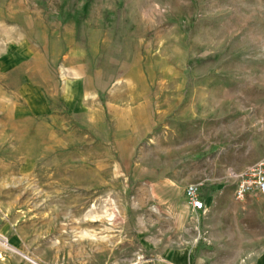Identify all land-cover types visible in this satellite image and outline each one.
<instances>
[{"label":"rangeland","instance_id":"rangeland-1","mask_svg":"<svg viewBox=\"0 0 264 264\" xmlns=\"http://www.w3.org/2000/svg\"><path fill=\"white\" fill-rule=\"evenodd\" d=\"M58 20L74 26L78 46L87 27L105 30L107 90L119 106L135 104L124 103L121 76L136 38L146 76L151 49L162 84L147 112L155 125L142 133L135 112L105 113L102 135L83 109L56 116L51 101L32 112L36 103L19 99L13 73L12 107L29 110L16 116L11 132L0 130V229L34 236L31 244L46 262L12 247L26 264L32 263L23 255L56 264L58 253L65 260L59 264H77L86 241L115 258L139 257L148 253L139 249V225L153 235L168 226L154 220L165 214L152 208L185 205L178 191L188 184L238 170L206 165L216 153L212 143L232 147L215 154L221 161L253 165L264 158V0H0V53L5 38L40 46ZM130 31L134 37L123 45ZM6 236L0 233V246Z\"/></svg>","mask_w":264,"mask_h":264},{"label":"crops","instance_id":"crops-1","mask_svg":"<svg viewBox=\"0 0 264 264\" xmlns=\"http://www.w3.org/2000/svg\"><path fill=\"white\" fill-rule=\"evenodd\" d=\"M57 23L58 28L55 26L40 46L27 37H21L18 41L5 38V47L0 53V80H4V84L0 82V116L5 121L0 119V130L3 129L5 134L11 132L16 116L27 114L29 110L27 107H12L14 73L20 85L19 99L36 103L32 112L45 111L51 101L56 102V116L83 109L88 125L96 127L99 134L104 135L108 132L105 113L133 111L136 113L133 119L138 121L142 133L150 132L155 124L147 120V112L152 108L151 103L154 106L156 104L158 85L162 86L158 83L155 68L151 67L155 63L150 62L151 49L144 56L149 69L146 76L145 72L142 74L141 68L140 39L136 38L137 49L132 51L125 64L127 70L121 76L128 85L125 87L124 103L135 104L131 108L119 106L115 103L119 102L117 98L107 90L111 82L106 81L104 65L105 30L98 32L92 26L87 27L83 32V46H78L75 41L79 36L74 26L61 20ZM110 35L113 36L111 40L114 47L118 43L115 29L109 30ZM131 36L130 31L123 45L131 43ZM118 81L115 80L114 84ZM165 81L162 79L160 82ZM212 144L210 148L220 155L232 149L229 145L220 146V142ZM157 146V143L153 144L152 148L157 149ZM216 153L207 159L206 165L237 166L238 170H229V177L225 179L216 173L203 175L204 186L199 183L203 210L195 211L186 205L183 188L178 192L185 205L152 208L156 214H165L164 218L155 217L154 220L164 219L168 222L166 228L155 227L153 235L147 234L148 230L142 228V224L139 225V249L147 254L142 257L115 258L118 256L104 253L99 248L103 245L94 248L92 242L86 241L85 258L77 264H237L239 261H242L241 264H264V194H250L243 202H237L234 198L236 181L231 177V173L241 172L251 166L252 161L241 164L231 160L221 161L220 156L215 157ZM10 230L11 227L5 226L0 229L1 234L7 235L4 238L10 244L7 243L6 247L1 243L0 264H17L18 261L26 264L19 255L13 253L14 249L22 253L30 252L37 260L46 262L44 257L36 254L31 244L34 236L23 233V228L16 229L14 233ZM35 238H38L37 235ZM64 261V257L56 254V264Z\"/></svg>","mask_w":264,"mask_h":264},{"label":"built area","instance_id":"built-area-1","mask_svg":"<svg viewBox=\"0 0 264 264\" xmlns=\"http://www.w3.org/2000/svg\"><path fill=\"white\" fill-rule=\"evenodd\" d=\"M231 177L236 181L234 198L237 202H243L250 194H264V158L241 172L231 173ZM200 187L201 185L189 184L184 191L186 205L195 211L204 209V203L200 197ZM4 244L6 247L8 246L6 242ZM23 257L29 263L39 264L30 257L25 255Z\"/></svg>","mask_w":264,"mask_h":264},{"label":"bare ground","instance_id":"bare-ground-1","mask_svg":"<svg viewBox=\"0 0 264 264\" xmlns=\"http://www.w3.org/2000/svg\"><path fill=\"white\" fill-rule=\"evenodd\" d=\"M1 242L3 243L4 246H5V244H4L5 242L8 243V241H3V240H1ZM8 244H9V243H8Z\"/></svg>","mask_w":264,"mask_h":264}]
</instances>
